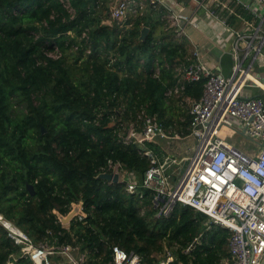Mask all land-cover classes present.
<instances>
[{
  "label": "trees",
  "instance_id": "1",
  "mask_svg": "<svg viewBox=\"0 0 264 264\" xmlns=\"http://www.w3.org/2000/svg\"><path fill=\"white\" fill-rule=\"evenodd\" d=\"M69 1L72 18L60 0H0V215L35 244L71 246L85 255L83 264H109L113 246L144 264L165 248L171 264H222L227 229H206L208 218L186 205L157 217L150 191L127 193L123 182L97 178L109 162L142 177L152 166L144 150L163 162L156 143L142 150L123 141L142 111L188 134L189 114L173 121L171 104L175 97L199 100L205 81L164 96L177 83L174 65L192 59L188 41L165 30L158 11L122 31L102 23L106 5L93 10L94 0ZM143 26L149 33L139 41ZM79 202L85 216L62 226L54 212L64 216ZM196 237L199 244L185 254ZM0 264H32L1 224Z\"/></svg>",
  "mask_w": 264,
  "mask_h": 264
},
{
  "label": "built area",
  "instance_id": "2",
  "mask_svg": "<svg viewBox=\"0 0 264 264\" xmlns=\"http://www.w3.org/2000/svg\"><path fill=\"white\" fill-rule=\"evenodd\" d=\"M94 1L93 10L106 5L107 18L102 21L105 25L114 23L123 31L130 28L137 17L155 10L164 22L165 30L171 31L175 38L188 41L192 59L174 65L178 79L164 93L166 98L179 95L187 83L205 81L199 100L183 99L188 104L190 116L187 135L177 131L175 123L165 126L156 115H147L144 111L138 116L141 123L131 122L123 135L125 144L134 143L142 150L147 142L157 144L158 137L170 141L187 136L196 138L192 158L176 179L175 161L167 158L169 162L164 159L160 163L148 150L142 153L152 166L142 177L111 162L107 170L100 173H117L127 193L142 189L150 191L157 217L169 216L176 204L186 205L208 218L206 229L211 224L227 229L230 232L228 257L222 264H260L264 256V100L247 94L246 90L258 86L250 83L251 74L255 66H264V0H192L197 8L232 33L230 53L234 65L227 78L214 73L202 61L198 47L191 44L193 42L186 34L189 20L183 21L172 0ZM60 2L72 18L75 10L70 1ZM178 3L181 2L174 0V4ZM237 6L250 12L254 22L235 25L238 21L234 19L239 17ZM81 38L87 39L86 33ZM47 56L55 59L59 54L48 53ZM158 71L156 68L155 74ZM224 131L242 135L252 145L250 151H243L229 142ZM0 224L20 247V257L28 258L32 264H52L54 257L69 264L85 261V255L69 245L35 244L1 215ZM199 242L200 237L194 238L183 252L190 254ZM173 260L174 256L165 248L154 264H171ZM109 264L144 263L137 254L113 246Z\"/></svg>",
  "mask_w": 264,
  "mask_h": 264
},
{
  "label": "crops",
  "instance_id": "3",
  "mask_svg": "<svg viewBox=\"0 0 264 264\" xmlns=\"http://www.w3.org/2000/svg\"><path fill=\"white\" fill-rule=\"evenodd\" d=\"M175 2L177 3V0H175ZM172 4L175 10L180 11V15L183 17L182 19L184 22L189 20L186 34L193 42L191 44L198 47L202 61L214 73L225 78L229 77L234 65L230 53L232 33L229 28L223 26L219 21L209 17L201 8H197L192 0H182L181 3H178L180 5L174 4V0H172ZM236 9L239 13V17L234 19L235 21H238L235 25L238 26L240 23H244V21L254 22V18L250 12L244 10L241 6H237ZM188 28H191L200 34L202 39H204V43L200 39L195 40L192 36H189L187 33ZM205 30L209 31V35L205 34ZM208 43L211 44L212 47L207 48L206 45ZM215 48L221 50L222 55L220 57L213 54ZM250 83L257 84L258 86H256L257 88H247L246 93L261 98V96L264 95V66H255L253 74H251ZM262 99L264 100V97H262ZM174 178H176L175 173Z\"/></svg>",
  "mask_w": 264,
  "mask_h": 264
},
{
  "label": "rangeland",
  "instance_id": "4",
  "mask_svg": "<svg viewBox=\"0 0 264 264\" xmlns=\"http://www.w3.org/2000/svg\"><path fill=\"white\" fill-rule=\"evenodd\" d=\"M187 33L189 36H192L195 40L200 39L204 43V39H202V36L198 34L195 30L188 28ZM205 34L209 35V31L205 30ZM207 48L212 47L211 44L206 45ZM211 54V52H210ZM213 54L216 56H221V50L215 48L213 50ZM175 101L171 104L172 108H175V116H173L172 120L174 121L175 118H178L179 120H183L184 117L180 116L179 114L183 113H188V104L182 100L181 98H174ZM177 115V116H176ZM180 122V121H179ZM224 137L237 146L238 148L242 149L243 151H250L252 145H250V142L245 139L242 135L240 134H233L229 133L227 131L223 132ZM157 146L160 147V149L163 151L164 158L163 159H170L175 161V174L176 177H178V174H181L185 168L187 167L189 161L192 158L193 155V150L196 147V138L192 136H187L185 138H181L179 140H173L170 141L169 139H164V138H156ZM168 161V160H167ZM169 162V161H168ZM176 179V178H175ZM52 264H69L66 260L56 258L55 257L52 259Z\"/></svg>",
  "mask_w": 264,
  "mask_h": 264
},
{
  "label": "water",
  "instance_id": "5",
  "mask_svg": "<svg viewBox=\"0 0 264 264\" xmlns=\"http://www.w3.org/2000/svg\"><path fill=\"white\" fill-rule=\"evenodd\" d=\"M148 33H149V28L146 26H143L140 30L139 41H143L146 38V36L148 35ZM41 130H42V133L45 132L43 128H41ZM97 178L102 179V180L107 181V182H110V183H118L119 182V177H118L117 173H99L97 175ZM26 189H27L30 196H33L35 194L32 185H27ZM54 213L57 215L58 221L60 222V224L62 226H67L70 223V221L75 217H78V216L84 217L85 216V214L82 211V203L81 202H79L77 204L73 203L71 205L70 211L64 216L58 214L57 212H54ZM260 264H264V256H263Z\"/></svg>",
  "mask_w": 264,
  "mask_h": 264
},
{
  "label": "bare ground",
  "instance_id": "6",
  "mask_svg": "<svg viewBox=\"0 0 264 264\" xmlns=\"http://www.w3.org/2000/svg\"><path fill=\"white\" fill-rule=\"evenodd\" d=\"M61 259V258H60Z\"/></svg>",
  "mask_w": 264,
  "mask_h": 264
}]
</instances>
